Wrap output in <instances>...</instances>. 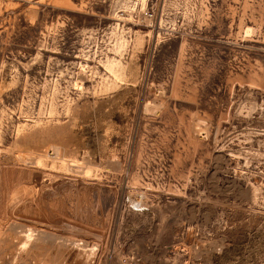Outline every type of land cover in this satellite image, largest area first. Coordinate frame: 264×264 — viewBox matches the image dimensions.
Segmentation results:
<instances>
[{
  "label": "rangeland",
  "instance_id": "rangeland-1",
  "mask_svg": "<svg viewBox=\"0 0 264 264\" xmlns=\"http://www.w3.org/2000/svg\"><path fill=\"white\" fill-rule=\"evenodd\" d=\"M0 264H264V0H0Z\"/></svg>",
  "mask_w": 264,
  "mask_h": 264
}]
</instances>
